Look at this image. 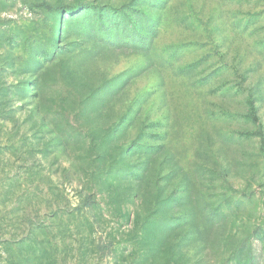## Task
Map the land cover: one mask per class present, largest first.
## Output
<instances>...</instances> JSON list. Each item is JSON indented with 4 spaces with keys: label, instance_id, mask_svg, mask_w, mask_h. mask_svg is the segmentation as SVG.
<instances>
[{
    "label": "rangeland",
    "instance_id": "374dc122",
    "mask_svg": "<svg viewBox=\"0 0 264 264\" xmlns=\"http://www.w3.org/2000/svg\"><path fill=\"white\" fill-rule=\"evenodd\" d=\"M0 264H264V0H0Z\"/></svg>",
    "mask_w": 264,
    "mask_h": 264
}]
</instances>
